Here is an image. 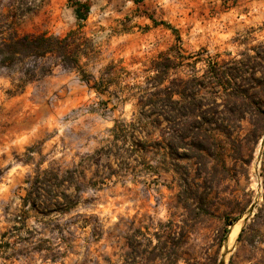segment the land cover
<instances>
[{"label": "rangeland", "instance_id": "obj_1", "mask_svg": "<svg viewBox=\"0 0 264 264\" xmlns=\"http://www.w3.org/2000/svg\"><path fill=\"white\" fill-rule=\"evenodd\" d=\"M76 1L91 6L83 69L111 86L96 93L77 71L57 67L14 93L16 77L0 70V264H220L237 223L225 264H264V151L261 200L253 187L264 132L256 139L245 124L241 145L227 150L226 168L218 164L197 202L180 194V177L153 174L155 163L126 156L131 143L113 144L111 134L116 122L133 118L126 85L162 52L225 58L264 41V0H0V21L16 7L20 35H66L77 28ZM111 65L115 71L106 70ZM133 132L132 141L142 138ZM110 146L121 155L92 165L90 157ZM78 165L86 180L75 209L46 216L24 207L36 170ZM174 227L180 237L169 236Z\"/></svg>", "mask_w": 264, "mask_h": 264}, {"label": "trees", "instance_id": "obj_2", "mask_svg": "<svg viewBox=\"0 0 264 264\" xmlns=\"http://www.w3.org/2000/svg\"><path fill=\"white\" fill-rule=\"evenodd\" d=\"M19 12L13 7L9 11L12 15H1L0 21V70L16 77L14 93L24 91L28 84L52 74L57 67L77 71L96 93L109 92L111 84L104 77L97 80L81 64L90 56L83 33L91 13L89 2H75L77 28L62 36L20 35L15 26V20L23 14ZM106 70L115 71V67ZM141 74L132 79V85H126L127 100L134 101L135 111L131 122H116L111 129L113 144L122 143L124 148L131 143L126 156L138 153L144 163H155L156 168H150L157 176L163 171L180 177V194L189 202H197L196 198L206 191L203 184L216 177L218 164L226 168L227 150L241 145L245 124L251 126L249 130L256 139L264 132V41L236 56L228 53L225 58L207 51L185 56L172 48L162 52ZM137 125L140 129L135 128ZM134 129L142 135L137 141L131 139ZM110 148L96 151L90 157L92 165L99 167L103 156L121 155L120 149ZM108 174L109 179L115 176ZM81 179L86 180V174L79 165L66 171L39 168L28 179L23 205L46 216L65 215L79 205ZM93 180L88 183L96 188L99 182ZM168 234L180 237L183 233L174 227Z\"/></svg>", "mask_w": 264, "mask_h": 264}, {"label": "bare ground", "instance_id": "obj_3", "mask_svg": "<svg viewBox=\"0 0 264 264\" xmlns=\"http://www.w3.org/2000/svg\"><path fill=\"white\" fill-rule=\"evenodd\" d=\"M264 151V140L260 143L257 150V161L255 164L254 174H253V187L256 190V193L259 194V200H261V179H260V167H261V154ZM241 223H237L231 227V234L229 236V249L234 245V242L237 238V231H240Z\"/></svg>", "mask_w": 264, "mask_h": 264}, {"label": "water", "instance_id": "obj_4", "mask_svg": "<svg viewBox=\"0 0 264 264\" xmlns=\"http://www.w3.org/2000/svg\"><path fill=\"white\" fill-rule=\"evenodd\" d=\"M252 213V211L248 212V215H247V220L249 218V215ZM231 234V232H230ZM229 234V236H230ZM229 254V237H228V240H227V243H226V248L224 249L223 253H222V258H221V261H220V264H225V260H226V257L227 255Z\"/></svg>", "mask_w": 264, "mask_h": 264}]
</instances>
